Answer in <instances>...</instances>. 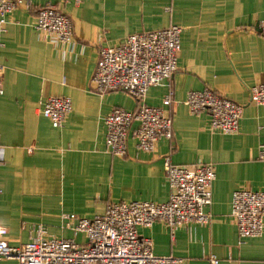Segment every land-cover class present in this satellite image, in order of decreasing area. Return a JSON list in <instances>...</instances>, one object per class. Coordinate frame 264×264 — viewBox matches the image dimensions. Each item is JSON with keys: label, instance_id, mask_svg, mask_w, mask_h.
I'll return each instance as SVG.
<instances>
[{"label": "crops", "instance_id": "obj_1", "mask_svg": "<svg viewBox=\"0 0 264 264\" xmlns=\"http://www.w3.org/2000/svg\"><path fill=\"white\" fill-rule=\"evenodd\" d=\"M42 5L70 18V41L34 27ZM263 17L264 0H31L14 9L0 27V226L7 243L19 246L40 236L83 244L84 233L67 227L68 215H102L111 202H166L170 158L215 166L212 203L205 207L212 217L174 233L160 221L139 228L152 240L153 253L178 257L181 264H213V256L216 264H264V234L240 243L232 214L234 191L264 192V105L252 102L249 92L264 83ZM172 24L182 28L178 69L149 87L143 101L165 107L173 92L175 102L166 107L173 137L144 152L129 134L126 154L114 156L105 145L104 119L115 108L133 111L137 101L122 91H94L98 50ZM205 88L244 105L237 133L212 132L207 114L190 112L189 91ZM54 95L71 100L60 128L41 113Z\"/></svg>", "mask_w": 264, "mask_h": 264}, {"label": "built area", "instance_id": "obj_2", "mask_svg": "<svg viewBox=\"0 0 264 264\" xmlns=\"http://www.w3.org/2000/svg\"><path fill=\"white\" fill-rule=\"evenodd\" d=\"M31 0H0V27L8 15L22 3ZM34 27L49 32L62 41L72 39L70 18L50 5L37 9ZM264 36V17L259 25ZM182 28L172 24L154 31L129 34L124 41L98 50L92 76L93 89L103 94L122 91L137 101L133 111L113 109L104 119L105 145L114 156H124L129 134L136 147L152 152L160 138L173 137V120L166 107L175 102L170 91L164 99L165 107H153L143 98L149 87L170 80L178 69ZM4 67L0 64V95L3 93ZM250 99L264 105V83L249 87ZM194 115L207 114L212 132L235 134L239 131L244 105L216 91L205 88L189 91L185 100ZM71 110V100L66 96H49L41 113L52 126L60 128ZM133 122L136 127L131 128ZM260 158L264 160V145ZM165 170L171 194L163 203L151 201L111 202L102 215L92 218L68 215L67 227L76 233H84L86 242L73 239H45L40 236L19 246L10 245L4 239L7 230L0 226V259H15L18 264H181L182 259L157 256L149 237L139 233L160 221L172 233L179 227L199 222L207 224L212 215L205 207L212 203V185L216 169L211 163L193 166L179 165L166 158ZM232 214L238 228L240 243L250 237L264 234V192L238 189L232 197ZM213 256L211 262L218 263Z\"/></svg>", "mask_w": 264, "mask_h": 264}]
</instances>
